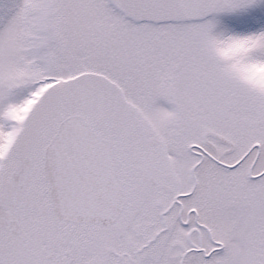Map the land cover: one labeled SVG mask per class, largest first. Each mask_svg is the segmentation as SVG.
I'll list each match as a JSON object with an SVG mask.
<instances>
[{"label":"snow or ice","instance_id":"1","mask_svg":"<svg viewBox=\"0 0 264 264\" xmlns=\"http://www.w3.org/2000/svg\"><path fill=\"white\" fill-rule=\"evenodd\" d=\"M0 264H264V0H0Z\"/></svg>","mask_w":264,"mask_h":264}]
</instances>
